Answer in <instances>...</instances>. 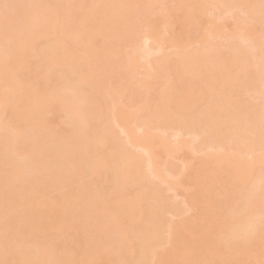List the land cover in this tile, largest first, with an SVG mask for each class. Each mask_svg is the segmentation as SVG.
I'll return each instance as SVG.
<instances>
[{"label": "bare ground", "instance_id": "obj_1", "mask_svg": "<svg viewBox=\"0 0 264 264\" xmlns=\"http://www.w3.org/2000/svg\"><path fill=\"white\" fill-rule=\"evenodd\" d=\"M0 205V264H264V0H0Z\"/></svg>", "mask_w": 264, "mask_h": 264}, {"label": "rangeland", "instance_id": "obj_2", "mask_svg": "<svg viewBox=\"0 0 264 264\" xmlns=\"http://www.w3.org/2000/svg\"><path fill=\"white\" fill-rule=\"evenodd\" d=\"M13 11H16V10H13ZM10 12V11H9ZM12 12V11H11ZM12 14H14V13H12ZM172 21H174V22H178V21H176L174 18H172ZM228 22L229 21H227V22H224V23H227V25H228ZM184 24V23H183ZM183 24H180V26L182 27V29L184 28V26H183ZM173 29H176V27H174ZM177 32V29L172 33L173 35L175 34ZM59 141H61V137L59 136V135H57L55 138H54V140L53 141H51L52 142V144L51 145H53L52 147H55V146H57L58 145V143H59ZM50 142V143H51ZM50 145V144H49ZM50 145V146H51ZM51 147V148H52ZM82 151H80V153H81ZM84 152V151H83ZM83 152H82V154H83ZM85 153V152H84ZM85 158H87L88 156H84ZM83 157V155H82V158H84ZM26 177H28V175L26 176ZM29 179L31 178L32 179V177L30 176V177H28ZM30 181V180H29ZM184 190L183 189H178L177 191H176V193L179 195L178 196V199L180 198L181 199V197H182V195L184 194ZM168 193H171L172 194V192H168ZM2 205V204H1ZM0 205V206H1ZM2 207V206H1ZM2 209V208H1ZM190 214V213H189ZM181 216V215H180ZM73 244V243H72Z\"/></svg>", "mask_w": 264, "mask_h": 264}]
</instances>
